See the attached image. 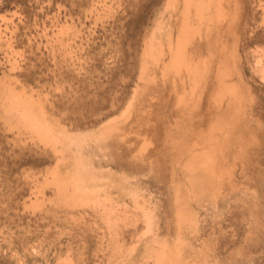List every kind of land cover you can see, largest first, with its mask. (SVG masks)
I'll return each mask as SVG.
<instances>
[{
    "label": "rangeland",
    "instance_id": "rangeland-1",
    "mask_svg": "<svg viewBox=\"0 0 264 264\" xmlns=\"http://www.w3.org/2000/svg\"><path fill=\"white\" fill-rule=\"evenodd\" d=\"M177 18L164 0H0V79L9 76L46 97L70 128L64 149L99 204L68 211L51 189L37 200L36 180L54 152L0 119V264H114L112 227L127 247L169 234L174 187L193 215L185 250L210 242L217 264H264V0L242 1L232 76L240 97L213 115L223 124L217 140L190 150L185 134L192 120L209 116L207 101L197 116L181 117L161 84L130 118L119 148L98 132L139 87L143 34L167 48ZM67 27L75 34L61 41ZM205 51L201 41L194 66H202ZM165 119L173 151L163 141ZM153 127L147 156L135 159L133 150ZM212 150L233 175L219 190L197 184L190 171ZM151 161L159 166L149 168ZM37 201L41 207L33 208Z\"/></svg>",
    "mask_w": 264,
    "mask_h": 264
},
{
    "label": "bare ground",
    "instance_id": "bare-ground-1",
    "mask_svg": "<svg viewBox=\"0 0 264 264\" xmlns=\"http://www.w3.org/2000/svg\"><path fill=\"white\" fill-rule=\"evenodd\" d=\"M164 1L171 3L178 11L175 38L169 32L168 47L165 48L156 37L145 40L143 34L140 43L139 87L119 111L120 115L102 122L98 128V132L105 135L117 148L127 135L126 127L130 118L148 96L159 92V84L170 90L176 113L181 117L197 116L205 100L207 101L209 116L199 119L196 117L185 134L184 141L190 150L217 140V132L221 131L223 124L213 115L227 102L229 107L240 97L239 88L232 83V76L236 69L235 57L243 0ZM61 32V41L72 38L75 34L73 27H67ZM201 41L206 48V58L202 66H194L193 50ZM152 117V113L143 115L147 122ZM0 119L9 130L49 146L54 152L51 164L45 167L41 179L36 180L37 200L40 196H45L47 189H51L58 204L68 211L98 208V195L86 190L79 165L64 149L65 141L72 136L70 128L56 117L41 92L4 76L0 79ZM164 123L163 141L173 151L166 119ZM154 131L155 127L143 133L133 150L135 159L144 160L147 156L155 139ZM246 150L241 149L244 158L248 155L249 150ZM158 166V162L151 161L149 164V168ZM190 171H195L197 184L212 186L215 190L228 186L233 181L231 171L217 159L214 150L210 155L196 159ZM172 204L170 231L163 239L158 240L154 236L145 245L127 247L120 242L116 226L111 228L114 235V264H217L210 242L203 243L195 253L185 250L182 236L186 228L191 226L193 215L185 194L178 187L172 189ZM37 207H41L38 201L33 204V208ZM104 215L103 218H110L107 217L108 213ZM106 221L108 223L109 220Z\"/></svg>",
    "mask_w": 264,
    "mask_h": 264
}]
</instances>
